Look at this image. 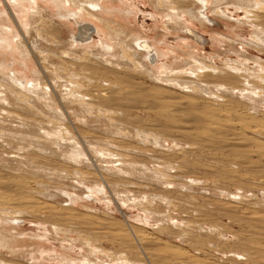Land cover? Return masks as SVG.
Masks as SVG:
<instances>
[{
	"label": "bare ground",
	"instance_id": "obj_1",
	"mask_svg": "<svg viewBox=\"0 0 264 264\" xmlns=\"http://www.w3.org/2000/svg\"><path fill=\"white\" fill-rule=\"evenodd\" d=\"M100 2L101 0H55L59 7L66 8L70 3L78 10V13L77 11L68 13L70 18L60 13L59 19L75 21L78 15L84 14L101 22L109 31L108 43L103 47L91 49L88 46L91 43L94 29L89 24L80 23L78 33L73 35L67 43L69 50L65 49L67 45L62 43V39L59 38L60 32L54 26L59 23L44 9H41V6L34 11L31 17L33 21L31 30L37 36L32 46L26 40L19 41L16 45L10 38L0 39L1 43H5L1 44V47L5 45L4 48L10 50L18 48L22 54H25V57L22 56L23 64H21L24 71L31 68L30 64L33 59L31 60V57L27 55L32 56V51L36 52L33 54L39 59V64L43 68V71L41 70L43 73L36 71L37 76L28 81L24 80V76L17 75L15 70L7 75L3 73L4 70L0 71V190L6 189L4 192L0 191V264H20L7 261L2 254L5 251L12 256L19 255L26 260H35L33 253L24 251L25 248L19 244L21 242L19 232L21 225L19 224L28 218L45 223L51 235L62 236L72 244L82 247L80 258L69 254V258H66L67 264H162L161 261H169L170 259L167 260L169 256L164 257L166 254L162 257L156 251L148 249L151 245L159 244L160 239L156 237L152 239L140 233L138 235L133 229L135 240L139 244L134 253L136 255L132 252L130 254L133 256H131L122 249L124 252H119L120 255L114 256L113 252L110 254L104 250V247L100 245V241L104 239H100L107 235L101 236L100 223H95L91 217V219L84 218L85 222H80L82 220V218L79 219L80 217L76 218L73 214L76 198L74 199L75 196L69 191H74L75 194L83 193L87 198L92 197L93 193L100 194L107 203L133 201L134 204L136 194H132L134 199L130 194L133 193L135 187V190H143L141 193H144L145 198L151 193V201H155V205L156 201L157 203L162 202L160 204L164 202L168 205L174 204V200H168L170 197L162 188V186L172 185V178H168L169 173L163 174L166 175L164 177L158 178L157 176L154 180L155 184H151L149 188L148 185H140V181L138 184L133 182V178L138 176L137 173L144 175L148 172L147 160H152L150 147L164 146L165 138L163 137H167L165 132H169L166 127L155 134L139 129L142 118L135 113V110L140 108L135 110L133 108L137 106V97L141 98L143 94L144 96L148 94L146 97L150 96V98L158 97L157 100L162 98L164 104H172L170 106H173L174 110L178 107V111H180L179 107L184 108L185 105L192 109L202 108L206 113L205 116H208L207 119L203 116L202 110L197 111L199 110L197 108L196 111L209 120V123L212 122L208 125H213L214 119L220 117L223 119L230 112V105L225 108L206 106L205 102H210V100H222L226 103L228 101L224 100V97L232 96L239 98L242 102L252 103L250 105H254L256 109H264V62L261 58L253 57L254 64H256L253 75L250 74L252 68L250 69L246 64V62L250 63V60L241 57L239 61L227 58L223 63L225 68H220L215 64L214 58L218 59L219 56L212 57V64L194 59L193 62H187V66L191 65V70H189L191 75L187 72L183 73L185 69H174L169 64L165 65L163 70L156 66L152 67L156 63L157 53L154 52L150 43L131 32L126 33L124 28L127 29V27H122V25H118L117 29L111 27L114 22L102 18L98 12V9L101 10L102 3ZM152 2L155 8L165 15L167 29L168 27L183 29L186 34L198 41L200 36L184 26L186 15L201 24L206 21L217 24L216 20L205 16L206 11L211 7L213 16L232 23L229 24V28L226 27L227 33L219 36L220 39L215 38L216 40L223 41L224 45L227 43L233 47L237 46L235 47L237 49L239 45H242V50L239 49L242 52H246L243 47L248 44L255 45L257 50L264 49V0H152ZM232 13H245V16L243 19H235ZM4 15L7 16V13ZM242 24H247L251 30L253 29L249 32V42L241 41L246 40ZM78 45L80 47L77 48ZM73 47L75 50L79 49V52H75ZM1 67L6 69V62H3ZM25 75L28 77V73ZM144 76L145 79L142 80L141 77ZM145 80L153 83L154 94L150 93H153L152 90L145 92L147 88L143 84ZM173 90L185 93V95L180 97L176 93L177 96L172 97L171 94H175ZM194 93L197 95H192ZM154 101L155 98L153 103ZM146 102L149 105L150 101ZM143 103L142 105L145 104ZM144 106L143 109L148 108ZM169 108H167L168 112L173 109ZM148 110L152 109L148 108ZM226 118L229 120V117ZM216 122L220 123L218 120ZM215 125L220 127L219 124L215 123ZM204 127L203 129L208 133L206 131L203 133L210 135L209 138H214L212 133L216 132L213 130L215 126H211L213 131L210 130L211 133L206 126ZM171 134H173L172 131ZM258 148L263 150L264 144L259 145ZM165 163L166 161L159 164L162 166ZM165 166L167 165L163 167ZM168 166L167 168H170ZM161 172L164 171L161 170ZM190 182L197 181L192 179ZM32 187L37 188L39 192L36 191L37 189L32 190ZM145 187L148 188L147 192H144ZM43 194L49 195L53 201L66 198L70 203L57 207H54V204L50 206L40 200L39 195ZM229 196H235V194L229 193ZM91 206L87 202L83 207L95 211L96 209ZM135 206L137 207L138 204ZM119 207L124 213L120 205ZM154 207L141 208L145 214H151V211L156 209ZM157 219L160 220V218ZM150 221L144 216L141 220L144 224H149ZM166 230L161 229L162 232ZM147 244L150 246L146 249ZM140 246L141 248L145 246V248L143 247L141 251ZM40 253L44 252L41 250ZM234 253L235 256L241 255L238 252ZM140 255L142 259L137 257ZM174 257L178 258L176 264H183L184 260L188 263L190 260L192 264H202L198 258L185 259L183 255L180 258L176 255Z\"/></svg>",
	"mask_w": 264,
	"mask_h": 264
},
{
	"label": "rangeland",
	"instance_id": "obj_2",
	"mask_svg": "<svg viewBox=\"0 0 264 264\" xmlns=\"http://www.w3.org/2000/svg\"><path fill=\"white\" fill-rule=\"evenodd\" d=\"M100 3H102L100 7L101 10L98 9V12L102 15V18L104 17L114 22L111 27L114 29H117L118 25L127 27V29L124 28L126 33L131 32L140 39L147 40L150 43L154 52L157 53V56H155L156 63H154L152 67L156 66L163 70V67L169 64V66L174 69H185L183 73L187 72L188 75H191V71H189L191 70V65L187 66V62H193L194 59L212 64V57L219 56L218 59L214 58V62L218 67L225 68L223 63L227 58L232 61H239L241 58H247L250 60V63L246 62V64H248L247 66L250 69L252 68L250 74L253 75L252 73H254L256 67L253 57L261 58L264 62V49L257 50L258 48L255 47V45L251 46V44H248V46L244 45L243 47L246 52H242L240 51L242 50V45H239V50L235 48L237 46L233 47L227 43L224 45L223 41L219 42L216 40L220 39L221 35L227 33V28H229L230 23L226 22L225 19L213 16L211 7L208 8L205 16L216 20L217 24L210 21L201 24L199 21L192 20L186 15L184 26L189 27L188 29H192L200 36V40L197 41L192 36L186 34L183 29L179 30V28L170 27L167 29L165 15L155 8L152 0H101ZM56 4L55 0H0V39L10 38L16 45L19 41L26 40L29 42L28 44L31 45L37 39L36 33L31 30L33 27L31 17H33L34 11H37L41 6V9H44L50 17H54L59 23L54 26L60 32L59 38L62 39L64 45H67L68 41L72 39V36L78 33V24L80 23L89 24L94 29L91 35V43L88 44L91 49L100 46L103 47L108 43L107 34L109 31L101 22L84 14L78 15L75 21L70 19H59L58 15L60 13L70 18L71 16H68V13H74L76 11L78 13V10L74 6L72 7L70 3L66 8L59 7ZM231 11L234 12V10ZM4 13H7V16L4 15ZM234 15L235 19H243L245 13H236ZM242 25L244 27L243 34L246 40L241 41L243 43L246 41L249 42V32H252L253 29L251 30L247 24ZM1 44L5 43L0 42V45ZM4 46L5 45L2 47L0 46V71L4 70L3 73H5V75L11 74L13 70H15L17 71V75L24 76L25 79L24 77L23 79L28 81L37 76L35 73L36 71H43L42 66L39 64V59L33 54V52L36 53L35 51H32V56H29V54L27 55L33 60L30 64L31 68L24 71L21 64H23L22 56L25 57V54H22L18 48L10 50L5 49ZM78 47L80 46L78 45L77 48ZM68 48L67 45L65 49L69 50ZM73 49L75 52H79V49L75 50L74 47ZM3 62H6V69L1 67ZM42 71L41 73H43ZM27 73L28 77L25 75ZM141 79H145V76L141 77ZM230 83L233 85L235 84L232 82ZM143 84L147 87H144L145 92L154 90L151 81L145 80ZM173 91L175 94H171L172 97L175 95L177 96V94H179L178 96L180 97L185 95V93ZM150 93L154 94V91ZM156 94L155 92V95ZM195 94L197 95V93L192 95ZM147 95L144 96L143 94L141 98L137 97V102L139 104L136 103V105L141 106L133 108L134 110L140 108L137 109L138 111L135 110V113L142 118V124H139V129L147 130L155 134L166 127L169 129V132H165L168 136L163 137L165 138L164 146H159L158 148H156L157 146L150 147L152 150L150 157L154 162L150 159L147 160L148 172L144 174L145 176L137 173L139 177L137 176L136 178L138 180L133 178V182H137L138 184L140 181V185H148L149 188L151 184H155L154 180L157 176L160 178L169 173L172 176L168 174V178H172V180L170 179L172 185L167 187L162 186V188L165 189L164 191H166L167 195L170 197L168 200H174V204L168 205L166 202L160 204L162 202L158 201L157 203L156 201V205L158 204L156 207L155 201H151V193L145 198L144 193H141L143 190H135V187V192L132 188L133 193L130 195L133 197L132 194H136L137 200H134V204H138V206L140 204V209L133 204V201L130 203L118 201L119 204L117 201L107 203L100 194L93 193L92 197L87 198L83 193L77 192V194H75L76 192L69 191L75 196L74 199L76 198V203L73 205V214L76 215V218H82L80 222H85V219L89 217V219L92 218L95 220V223H100V231H102V234L100 233L101 236L107 235L100 239H104L102 240L103 242L100 241V245L104 247V250H107V252H113L114 256L120 255L121 253L119 252H124V250L129 255H131L130 253L132 252L133 254L136 253L135 250L137 245H139L133 234L136 231L135 233L138 235L145 234L152 239L154 237L158 240L160 239L158 242L159 244H154L153 246L147 244L146 249L150 246L148 249L150 248V250L156 251V253L162 257L165 254L166 256L164 257L167 258L169 256L167 260H170L161 261L162 264H176L178 258H175V255L179 256V258L183 255L184 258L186 257L185 259L198 258L202 264H264V149L258 148L259 145L264 144V109H256L254 105H250L252 103L242 102L239 98L232 96L224 97V100L228 101L226 103L222 102V100L204 101L205 105L211 108H225L227 105H230V112L227 113L228 116L225 115L229 117V120L225 116L223 119L222 117H220L221 119L217 117L218 119H214L213 125H208L210 123L212 124V122L209 123V120H206L208 116H205L206 113L202 108L199 109L197 107L199 109L197 110L196 107L192 109L185 105L184 108L181 106L182 109L179 107L180 111H178V107L174 110L175 108L170 106L172 104H164L165 102L162 98L157 100L158 97H154V95L155 101L153 103L154 98H150V96L146 97ZM204 96L205 95H203V97ZM185 99L190 100L189 98ZM144 101H150L151 104L148 103L149 105H147V102L145 103ZM140 102H144L145 104H143L146 105V107ZM187 102L189 103V101ZM143 106L144 108L148 107L152 110H148V108L143 109ZM166 107L168 109H170L169 107L173 109L168 112ZM194 110H202L203 116H205L206 119L201 113L197 111L196 113ZM168 115L171 119H169L170 117ZM225 119H227V121ZM215 120L220 121V123ZM215 123L219 124L220 127H217ZM141 126H143V128ZM204 126H206L210 133L212 131L211 126H215L213 130L216 132L212 131L214 133H212L214 138H209L210 135L203 133V131H206L203 129ZM221 127L223 129L222 131L225 130L224 132L221 131ZM228 129L229 131H226ZM170 130L173 134H171ZM206 133L208 132L206 131ZM237 138H239V140L241 139V141ZM159 153L160 155H158ZM154 156L156 157L154 158ZM165 161L166 163L162 164V166L159 164ZM164 165H169L168 167L170 168H167V166L164 168ZM161 170L164 172H161ZM192 179L197 182H190ZM145 181L147 182L145 183ZM157 186H159V184ZM178 186H180V188ZM148 188L145 187L144 192H147ZM174 188H176V190H174ZM36 189L37 188L32 187V190ZM5 190L0 191L4 192ZM36 191L39 192L38 189ZM42 192H44V190H42ZM226 193H234L235 196H229V198ZM171 195L173 197H171ZM39 197L41 201L50 206L54 204V207L70 203L67 202L66 198H59L53 201L50 199L49 195L46 196L43 194L39 195ZM176 197L179 199L177 200ZM143 199H145V201H143ZM87 202L90 203V206L92 205V208L96 209V212L94 210L91 211L89 209V211L84 209L83 206ZM149 203L153 207L155 206L156 209H160V211L153 209L151 214H145L141 207L147 206L151 209L152 206L150 207ZM177 204L179 206H177ZM119 205L124 210V213L120 211ZM162 211L164 213H162ZM143 216L151 220L149 224L141 222ZM157 218H160V220ZM167 219H169V221ZM152 220L154 221L152 222ZM159 221L160 224L162 223L161 225ZM167 221L170 223L168 224ZM19 226V232L21 234V242H19V244L22 248H25L24 251L27 250L32 252L35 260H26L19 255L12 256L5 251L2 254L5 256V259L7 258V261L20 264H67L66 258H69V254H73L74 257L80 258L82 247L72 244L62 236L56 237L51 235L45 223H40L39 221L28 218L22 221ZM161 229L167 230L162 232ZM141 246L140 250L145 248V246H143L144 248H141ZM130 248H132V250ZM41 250L45 254L40 253ZM148 252L150 251L148 250ZM234 252H238L241 255L235 256ZM85 254L84 252V255ZM141 256L142 255L137 257L142 259L143 257ZM143 256H145V254H143ZM173 257L174 260H172ZM185 261L187 260H184L182 263L192 264L190 260L189 263ZM106 262H109L108 258Z\"/></svg>",
	"mask_w": 264,
	"mask_h": 264
}]
</instances>
